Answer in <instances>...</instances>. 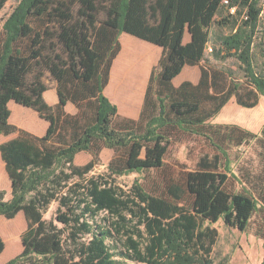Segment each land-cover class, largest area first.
I'll return each mask as SVG.
<instances>
[{"label": "trees", "instance_id": "1", "mask_svg": "<svg viewBox=\"0 0 264 264\" xmlns=\"http://www.w3.org/2000/svg\"><path fill=\"white\" fill-rule=\"evenodd\" d=\"M122 33L161 48L136 119L120 116L104 93ZM185 66L199 67L198 81L174 85ZM45 71L56 82L55 105L43 97ZM260 96L261 0H18L0 29V134L17 133L0 144L11 187L8 199L0 190V215L21 212L26 227L21 251L3 264H220L211 256L218 236L211 223L246 231L261 207L264 124L255 133L210 119L232 98L253 108ZM11 100L48 122L44 135L9 122ZM68 102L75 113L66 112ZM178 135L210 151L180 183L160 194L137 180L119 184L121 176L162 169ZM250 142L257 165L234 172L232 150ZM103 149L112 155L94 174ZM82 151L90 159L79 165ZM116 239L120 248L107 242ZM4 248L0 237V254Z\"/></svg>", "mask_w": 264, "mask_h": 264}, {"label": "rangeland", "instance_id": "2", "mask_svg": "<svg viewBox=\"0 0 264 264\" xmlns=\"http://www.w3.org/2000/svg\"><path fill=\"white\" fill-rule=\"evenodd\" d=\"M17 1L8 0L0 11V29L4 18L12 11ZM261 4L264 6V0H261ZM119 40L121 50L113 61L109 91L114 95L122 112L138 113L143 103L150 71L158 62L161 48L126 33L121 34ZM228 63L234 66L233 60L230 59ZM198 72V66H185L179 76L175 78V83L183 79H194ZM42 80L48 87H51L55 82L47 71L43 73ZM210 122L237 124L259 133L264 124V96L259 97L258 104L253 108L241 107L232 98L216 116L210 119ZM257 150L258 148L253 142L234 148L231 165L233 171L236 172L239 164L256 166ZM206 152H210L209 147L201 139L178 135L168 148L162 169L124 175L118 178V182L123 188H129L133 181L137 180L149 193H164L167 184L180 183L186 171L195 169L198 159ZM111 155V150L103 149L100 164L94 168L92 173L104 172ZM89 158L88 153H79L75 156V163L84 164ZM234 183L235 189L239 188L238 182L234 181ZM246 187L252 189L250 184ZM8 198L10 196L5 194V199ZM257 198L260 197L257 195ZM259 200L261 207L253 215L246 231L228 227L221 220L211 223L218 234L211 254L214 262L220 264H261L264 257V195ZM55 208L56 203H52L44 217L46 219L53 217ZM1 217L4 221L0 225V237L5 242V248L0 254V264H3L21 251L20 235L14 237V232L18 228L17 224L26 227V221L22 213L12 219ZM99 218L101 220V217ZM116 240L107 242L111 247L118 245L120 248L122 243L119 239ZM118 264L138 263L119 259Z\"/></svg>", "mask_w": 264, "mask_h": 264}, {"label": "crops", "instance_id": "3", "mask_svg": "<svg viewBox=\"0 0 264 264\" xmlns=\"http://www.w3.org/2000/svg\"><path fill=\"white\" fill-rule=\"evenodd\" d=\"M122 34H124V33H122ZM185 39H186V41L189 40L188 34H186ZM110 75H111V73H110ZM198 78H199V72L194 79H183L178 83H175V79H174V85H179L184 80H189L193 83H196L198 81ZM110 80H111V77H110ZM110 80H109V83L104 90V93L106 96H108V98L110 99L111 102H114L117 104L119 115L122 117H128V118H132V119L138 118L140 110L138 113L137 112L136 113H125V112L121 111V109L119 108V104L116 101L114 95L109 91ZM43 97L49 105H55L58 102V95L56 92V82H54L51 87H48V89L43 93ZM8 107L10 108V111H11V114L9 117V122L11 124L15 125L16 127L20 128V129L26 130V131L34 134V135H37V136H42L45 134L46 129L48 127V122L46 120L42 119L35 110H33L29 107L23 106L21 104H18L12 100L8 103ZM65 110L68 113H75L76 107L71 102H68L65 106ZM16 136H17V133H11L9 135L0 134V144L5 142V141H8L10 139H13ZM82 152H80V153H82ZM0 159H1V157H0ZM0 190L6 191L5 193L8 196H10V190H11L10 180L8 178L6 171H5L4 163H3L2 159L0 160ZM20 213H18V214H20ZM3 221H4V219L0 215V225L3 223ZM12 221H14V220H12ZM19 225L20 224H17L18 228L14 232V237L17 236L18 234L20 235L23 232V230L25 229V225L24 226H19Z\"/></svg>", "mask_w": 264, "mask_h": 264}]
</instances>
